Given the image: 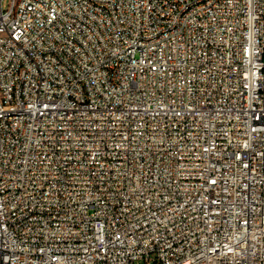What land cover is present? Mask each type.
<instances>
[{"label": "built area", "instance_id": "built-area-1", "mask_svg": "<svg viewBox=\"0 0 264 264\" xmlns=\"http://www.w3.org/2000/svg\"><path fill=\"white\" fill-rule=\"evenodd\" d=\"M0 0V264H264V0Z\"/></svg>", "mask_w": 264, "mask_h": 264}, {"label": "rangeland", "instance_id": "rangeland-1", "mask_svg": "<svg viewBox=\"0 0 264 264\" xmlns=\"http://www.w3.org/2000/svg\"><path fill=\"white\" fill-rule=\"evenodd\" d=\"M10 0H3L2 8L3 10H6L9 7Z\"/></svg>", "mask_w": 264, "mask_h": 264}]
</instances>
